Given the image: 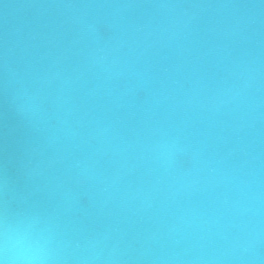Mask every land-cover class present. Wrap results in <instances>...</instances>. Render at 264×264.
Instances as JSON below:
<instances>
[{
    "label": "water",
    "instance_id": "1",
    "mask_svg": "<svg viewBox=\"0 0 264 264\" xmlns=\"http://www.w3.org/2000/svg\"><path fill=\"white\" fill-rule=\"evenodd\" d=\"M22 88L41 112L20 111ZM164 132L188 146L167 172ZM5 177L10 211L102 234L129 264H199L257 221L264 236V4L0 0Z\"/></svg>",
    "mask_w": 264,
    "mask_h": 264
},
{
    "label": "clouds",
    "instance_id": "2",
    "mask_svg": "<svg viewBox=\"0 0 264 264\" xmlns=\"http://www.w3.org/2000/svg\"><path fill=\"white\" fill-rule=\"evenodd\" d=\"M261 3L264 4V0ZM80 23L83 35L96 30L97 21L94 19L82 20ZM13 79L9 77L5 83L11 86ZM16 99L22 113L42 111L38 104V93L28 88H22ZM187 150L188 146L181 135L167 132L161 133L150 149L153 159L166 172L174 167L176 157ZM9 191V180L5 177L0 180V264H129L132 259H126L115 247H107L104 243L106 237L102 234L83 239H66L55 223L53 214L10 211L7 199ZM71 192V189L67 190L68 194ZM197 261L199 264H264V236L261 235L259 221L243 238H238L228 251L208 260L197 257ZM160 264L168 262L161 259Z\"/></svg>",
    "mask_w": 264,
    "mask_h": 264
}]
</instances>
